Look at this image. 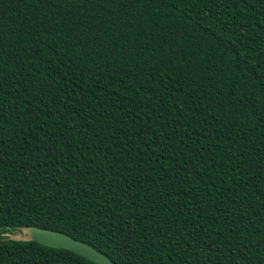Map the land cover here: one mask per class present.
<instances>
[{
	"label": "trees",
	"instance_id": "trees-1",
	"mask_svg": "<svg viewBox=\"0 0 264 264\" xmlns=\"http://www.w3.org/2000/svg\"><path fill=\"white\" fill-rule=\"evenodd\" d=\"M264 264V0H0V264Z\"/></svg>",
	"mask_w": 264,
	"mask_h": 264
},
{
	"label": "water",
	"instance_id": "water-1",
	"mask_svg": "<svg viewBox=\"0 0 264 264\" xmlns=\"http://www.w3.org/2000/svg\"><path fill=\"white\" fill-rule=\"evenodd\" d=\"M9 236L14 240H32L51 247L65 248L96 264H116L105 253L96 250L88 243L58 230L30 226L23 229L22 234H9Z\"/></svg>",
	"mask_w": 264,
	"mask_h": 264
}]
</instances>
